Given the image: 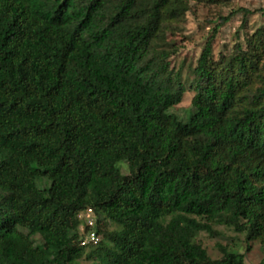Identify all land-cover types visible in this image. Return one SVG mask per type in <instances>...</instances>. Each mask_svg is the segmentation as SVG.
I'll return each mask as SVG.
<instances>
[{
    "label": "trees",
    "instance_id": "trees-1",
    "mask_svg": "<svg viewBox=\"0 0 264 264\" xmlns=\"http://www.w3.org/2000/svg\"><path fill=\"white\" fill-rule=\"evenodd\" d=\"M192 1L0 0V264H246L196 241L216 225L264 248V28L219 59L208 41L182 121L166 46Z\"/></svg>",
    "mask_w": 264,
    "mask_h": 264
},
{
    "label": "rangeland",
    "instance_id": "rangeland-1",
    "mask_svg": "<svg viewBox=\"0 0 264 264\" xmlns=\"http://www.w3.org/2000/svg\"><path fill=\"white\" fill-rule=\"evenodd\" d=\"M234 15L225 23L224 19ZM249 11L250 13H246ZM264 28V0H206L192 1L191 9L186 14L179 30L168 36L166 48L175 51L171 58V67L181 74L186 87V93L182 101L172 107L169 113L174 114L182 121H187L193 114L192 99L196 94L195 76L193 73L202 50L212 39L213 54L216 59L220 56L233 54L236 45H243L247 50L249 39L259 30ZM122 172H128L125 162L120 163ZM45 179H39L41 188L49 186ZM218 235L211 237L202 232L196 238L214 260L223 257L219 246L227 250L243 254L246 264H260L264 258V248L259 243H253L250 251H247L245 234L236 233L225 226H214ZM59 236L67 233L57 230ZM35 241L40 244L41 237L35 236ZM92 251V249H87ZM95 251V250H94ZM93 252V251H92ZM91 261L83 258L81 264H89Z\"/></svg>",
    "mask_w": 264,
    "mask_h": 264
},
{
    "label": "built area",
    "instance_id": "built-area-1",
    "mask_svg": "<svg viewBox=\"0 0 264 264\" xmlns=\"http://www.w3.org/2000/svg\"><path fill=\"white\" fill-rule=\"evenodd\" d=\"M80 226L77 234L80 238V245L86 249L96 248L103 238L97 229L98 216L92 208L82 211L78 215Z\"/></svg>",
    "mask_w": 264,
    "mask_h": 264
}]
</instances>
